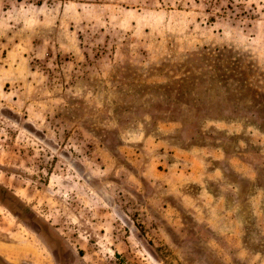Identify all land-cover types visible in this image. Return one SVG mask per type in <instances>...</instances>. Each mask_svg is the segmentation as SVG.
Segmentation results:
<instances>
[{"label": "rangeland", "instance_id": "obj_1", "mask_svg": "<svg viewBox=\"0 0 264 264\" xmlns=\"http://www.w3.org/2000/svg\"><path fill=\"white\" fill-rule=\"evenodd\" d=\"M0 264H264V0H0Z\"/></svg>", "mask_w": 264, "mask_h": 264}, {"label": "trees", "instance_id": "obj_2", "mask_svg": "<svg viewBox=\"0 0 264 264\" xmlns=\"http://www.w3.org/2000/svg\"><path fill=\"white\" fill-rule=\"evenodd\" d=\"M19 1H21V0H19Z\"/></svg>", "mask_w": 264, "mask_h": 264}]
</instances>
